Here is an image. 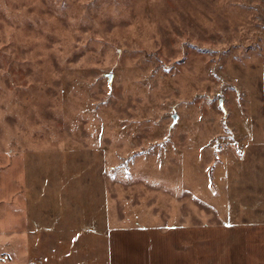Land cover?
<instances>
[{
  "label": "rangeland",
  "instance_id": "rangeland-1",
  "mask_svg": "<svg viewBox=\"0 0 264 264\" xmlns=\"http://www.w3.org/2000/svg\"><path fill=\"white\" fill-rule=\"evenodd\" d=\"M262 122L264 0H0V264L27 220L104 264L105 221L238 219L215 174Z\"/></svg>",
  "mask_w": 264,
  "mask_h": 264
},
{
  "label": "crops",
  "instance_id": "crops-1",
  "mask_svg": "<svg viewBox=\"0 0 264 264\" xmlns=\"http://www.w3.org/2000/svg\"><path fill=\"white\" fill-rule=\"evenodd\" d=\"M246 129L251 133L234 145L242 152L224 156L215 174L228 189L227 210L241 217L230 214V220L200 227L140 225L111 237L105 221L104 264H264V122ZM83 232L79 242L85 243L91 234ZM77 237L71 218L27 220L20 235L22 264H92L91 250L78 256ZM48 240L52 246L44 247ZM32 244L36 252L24 255Z\"/></svg>",
  "mask_w": 264,
  "mask_h": 264
},
{
  "label": "water",
  "instance_id": "water-1",
  "mask_svg": "<svg viewBox=\"0 0 264 264\" xmlns=\"http://www.w3.org/2000/svg\"><path fill=\"white\" fill-rule=\"evenodd\" d=\"M174 120H176V117H174Z\"/></svg>",
  "mask_w": 264,
  "mask_h": 264
}]
</instances>
